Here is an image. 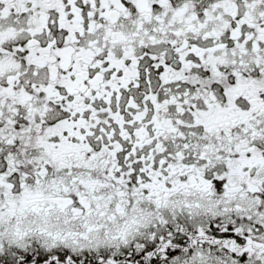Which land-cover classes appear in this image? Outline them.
Listing matches in <instances>:
<instances>
[{
  "label": "snow or ice",
  "instance_id": "1",
  "mask_svg": "<svg viewBox=\"0 0 264 264\" xmlns=\"http://www.w3.org/2000/svg\"><path fill=\"white\" fill-rule=\"evenodd\" d=\"M0 264H264V0H0Z\"/></svg>",
  "mask_w": 264,
  "mask_h": 264
}]
</instances>
